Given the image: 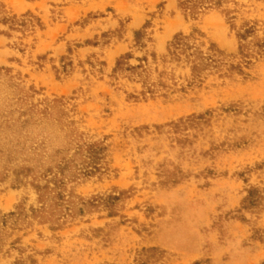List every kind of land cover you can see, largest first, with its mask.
I'll use <instances>...</instances> for the list:
<instances>
[{
    "label": "rangeland",
    "instance_id": "obj_1",
    "mask_svg": "<svg viewBox=\"0 0 264 264\" xmlns=\"http://www.w3.org/2000/svg\"><path fill=\"white\" fill-rule=\"evenodd\" d=\"M0 264H264V0H0Z\"/></svg>",
    "mask_w": 264,
    "mask_h": 264
},
{
    "label": "trees",
    "instance_id": "obj_2",
    "mask_svg": "<svg viewBox=\"0 0 264 264\" xmlns=\"http://www.w3.org/2000/svg\"><path fill=\"white\" fill-rule=\"evenodd\" d=\"M180 3L195 10L202 7L205 0H180ZM247 31L250 32V30ZM243 35L242 33L240 36L242 37ZM203 47V44L199 43L197 38L192 35L180 34L175 37V43L172 46L173 49L171 54L178 61L183 58L186 59L191 63L192 75L195 76V78H201L202 74L207 69L214 68L222 62V53L215 45L209 46L207 50L203 49ZM121 64V62H118L120 68H122ZM134 67L135 66H131V68ZM150 88L152 89L153 87Z\"/></svg>",
    "mask_w": 264,
    "mask_h": 264
}]
</instances>
